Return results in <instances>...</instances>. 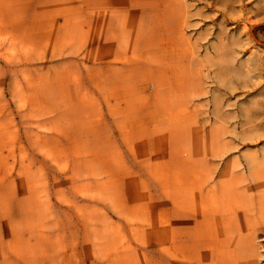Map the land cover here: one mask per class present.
Masks as SVG:
<instances>
[{"label":"rangeland","instance_id":"rangeland-1","mask_svg":"<svg viewBox=\"0 0 264 264\" xmlns=\"http://www.w3.org/2000/svg\"><path fill=\"white\" fill-rule=\"evenodd\" d=\"M166 1L0 0V137L12 135L0 143V264H187L176 249L192 241L184 224L208 230L211 196L239 187L244 205L215 214L229 230L216 238L228 240L220 250L237 264H264V199L255 203V168L264 166V7L228 31L198 16L199 26L184 29L205 61L197 95H188L195 141L183 155L178 143L147 138L159 129L146 112L168 100L161 78L133 87L143 111H127L139 117L132 128L121 129L122 113L109 107L104 71L117 65V52L143 51L131 41L145 33L122 39L108 22L151 13L167 37L175 26ZM215 52L221 62L211 60ZM37 91H47L48 111ZM212 110L228 142L216 157L207 141ZM132 130L145 135L120 139Z\"/></svg>","mask_w":264,"mask_h":264},{"label":"bare ground","instance_id":"bare-ground-1","mask_svg":"<svg viewBox=\"0 0 264 264\" xmlns=\"http://www.w3.org/2000/svg\"><path fill=\"white\" fill-rule=\"evenodd\" d=\"M262 7H264V0H168L165 2L166 14L167 16L170 15V19L174 21L175 31L168 32L169 36L167 37L162 36L156 18L151 13L143 18L120 14L118 20L108 22L115 31H120L119 38L122 39L128 31L145 33L144 35L136 34V40L131 41L132 44L141 45L143 51H134L131 55H128V51L125 53L117 52L115 54L117 65L110 66L104 71L106 81L102 85L108 94L109 107L122 113L121 120H118L121 129H124L125 126L132 128L139 119L134 113L133 116L127 117L129 109L138 108L143 111L141 97L132 95L133 87L143 77L157 76L170 86L166 92V99L168 100L163 106L158 105L146 112L148 122L154 119L155 123H158L157 128L159 129L158 131L148 130L147 138H155L166 146H175V143H178V156L186 148L184 143L194 145L195 135L188 120L193 118L195 104L194 102L190 104L188 95L191 93L192 96L197 95L194 94V86L197 84L199 65L205 59L196 51V43L190 40V36L186 34L184 29L199 26L200 21L194 22L192 20L193 17L198 16L200 20L205 22L212 18L218 26V31H228L227 25L229 23H237L239 26L244 20H249L250 15ZM206 10L209 12L206 13ZM235 30L240 31L238 27ZM211 60L218 63L223 60V57L215 52ZM36 93L39 95L36 97V102L42 110L48 111L49 107L54 106L51 104V99L45 96L47 91H37ZM208 122L207 141L211 156L216 157L222 154L221 152L226 149L228 142L223 137L224 129L219 124L214 110L211 111ZM142 134L144 133L132 130L129 133H119V137L128 142L133 138H140ZM11 137V134L1 136L0 143L8 142ZM212 164L217 165L214 160ZM159 171L162 172L161 169ZM248 186L250 185L247 183L243 189H247ZM239 191L240 187L237 190L238 194L225 193L221 197L211 196L209 199L210 214L203 218L209 228L208 230L200 229L198 225L192 224V222L184 224L181 234L192 239V241L188 245H178L176 249L180 251L177 255L180 258H185L187 264H237L232 252L220 250L229 242L216 238L218 230L221 229L219 234L229 233V230L223 227L224 221H215V214H224L227 209L236 210L242 207L245 201L242 200ZM255 191L258 194L255 203L262 202L264 199V166L262 164L255 168ZM177 198L175 200L180 202ZM222 216L223 220L225 216ZM18 223L15 227L19 226ZM165 232L167 236V230ZM166 236L164 235V238ZM238 237L242 243L246 244L243 234ZM184 249L187 251L185 256L181 255ZM163 259L164 262L168 263L166 256H163Z\"/></svg>","mask_w":264,"mask_h":264}]
</instances>
